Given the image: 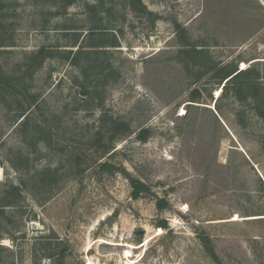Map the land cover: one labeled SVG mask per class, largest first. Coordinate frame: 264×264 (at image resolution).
<instances>
[{"label": "rangeland", "instance_id": "rangeland-1", "mask_svg": "<svg viewBox=\"0 0 264 264\" xmlns=\"http://www.w3.org/2000/svg\"><path fill=\"white\" fill-rule=\"evenodd\" d=\"M141 1L153 24L126 0L95 9L86 6L95 0L65 8L2 0V25L14 39L0 56L8 71L41 45L68 44L74 31L77 45L90 42L94 24V39L112 31L119 44L100 55L114 70L99 85L101 105L83 93L94 80L66 60L49 58L34 74L29 92L38 97L28 112L44 121L47 144L23 140V117L13 121L15 112L0 104V195L9 184L22 195L0 220V264H216L202 236L222 264H264V121L232 97L220 98L217 112L211 74L193 81L176 58L183 34L207 61L259 63L264 83V0ZM194 87L202 89L196 102ZM243 108L244 124L236 115ZM102 114L132 130L103 154L88 143ZM141 128L149 129L145 139ZM103 161L150 192L133 198L127 176L101 170ZM159 198L168 206L158 209ZM50 249L54 256H45Z\"/></svg>", "mask_w": 264, "mask_h": 264}, {"label": "trees", "instance_id": "trees-1", "mask_svg": "<svg viewBox=\"0 0 264 264\" xmlns=\"http://www.w3.org/2000/svg\"><path fill=\"white\" fill-rule=\"evenodd\" d=\"M38 1V0H35ZM42 2L47 1L50 5H59L65 8L67 5L73 3L75 0H40ZM95 4L86 3V6L90 9H95L98 6L103 5L104 0H95ZM129 7L137 11L138 14L152 15L150 21L153 24L156 15L147 10L141 0H126ZM5 5L0 0V10ZM3 13L0 11V56L5 52L4 48L14 45V39L12 34L6 32L7 29L2 25L4 22ZM100 27L94 24L88 29L90 36V42L80 43L77 45L80 32L74 31L72 38L69 39L66 45H41L36 49L26 52L23 56L21 63L17 64L15 70L8 71L4 68L3 62L0 59V104L5 106L8 111H14L13 121L23 117L19 122L18 131L21 133L23 140L28 141L32 147H35L38 142H45L47 139L41 135V132L46 128L44 122L41 119H35L28 112L32 104H34L38 95L29 92V81L33 79L34 74L44 65L47 59L61 58L70 62L73 66L77 67L85 80L91 78V82L94 80V84L91 90L83 91V93L89 96V99L98 96L100 98L97 105L102 104V96H100L99 85L106 81L108 76L114 72L113 67L110 64H104L101 60V54L106 57L108 52L106 46H118V40L116 35L110 32V37L104 36V34H98L96 39L93 35L98 31ZM101 32V31H100ZM183 33V29L180 30V34ZM179 38V48L176 52V58L183 63L186 71L194 72L191 74L193 81L199 80L206 73H210V78L220 87V93L215 100V109L217 112L221 109L219 100L222 97H232L234 100L249 105L254 112L264 121V83L261 81V74L258 68L259 63H252L245 68H238L237 62L231 61L224 64L220 62L207 59L206 51L203 48H199L198 44L186 39L183 34ZM73 47H77L73 49ZM104 48V49H103ZM206 60L205 67L197 64L196 62ZM259 62V61H258ZM264 62V61H263ZM108 65V66H107ZM195 66L197 69H194ZM106 67L108 71L106 72ZM202 95V89L200 87H194L190 91V101L196 102ZM93 103V102H92ZM15 104V106H12ZM244 108L237 111L236 115L239 121L244 124ZM131 127L128 121L120 118H112L111 116L102 114L100 117V125L97 128L93 139L88 141L89 145L94 146L96 150H99L101 154L109 152L113 149L114 141L116 139L127 136L131 132ZM106 132L108 134L106 135ZM149 135L148 128H141L139 131V138L145 139ZM106 138V139H105ZM79 155H76V160L79 161ZM101 170L113 172L115 170L124 173L131 185V195L133 198H138L142 193H149L150 187L145 184L139 178L133 177L127 173L124 167L116 166L111 162L103 161L98 166ZM264 187V183H262ZM15 196H10V195ZM19 185L9 184V188L4 190V193L0 195V220L5 217V207L13 205L21 197ZM158 209H162L168 206L167 201L163 198H159L156 202ZM165 220L160 221V226L166 227ZM201 242L204 250L208 256L216 263L222 264L217 257L211 240L208 236H202ZM0 248L2 246L0 245ZM64 251H60L59 255H63ZM55 252L50 251L45 253V256L52 257Z\"/></svg>", "mask_w": 264, "mask_h": 264}]
</instances>
